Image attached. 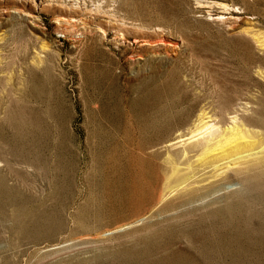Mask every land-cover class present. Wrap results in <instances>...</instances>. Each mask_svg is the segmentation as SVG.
I'll use <instances>...</instances> for the list:
<instances>
[{
    "label": "rangeland",
    "instance_id": "1",
    "mask_svg": "<svg viewBox=\"0 0 264 264\" xmlns=\"http://www.w3.org/2000/svg\"><path fill=\"white\" fill-rule=\"evenodd\" d=\"M240 129L264 0H0V264H264L262 169L183 191Z\"/></svg>",
    "mask_w": 264,
    "mask_h": 264
},
{
    "label": "bare ground",
    "instance_id": "2",
    "mask_svg": "<svg viewBox=\"0 0 264 264\" xmlns=\"http://www.w3.org/2000/svg\"><path fill=\"white\" fill-rule=\"evenodd\" d=\"M250 105V104H249ZM244 109V108H243ZM247 110V109H246ZM236 111V110H235ZM249 111V110H248ZM234 112V111H233ZM205 113V112H204ZM238 113V112H237ZM244 113V112H242ZM202 114V113H200ZM206 114V113H205ZM228 114V113H227ZM203 115V114H202ZM200 116V115H198ZM206 116V115H205ZM204 117V116H203ZM208 117V116H207ZM237 117V116H236ZM235 119V118H234ZM233 119V120H234ZM205 120V119H204ZM203 120V121H204ZM210 120V119H209ZM228 120V119H227ZM246 120V118L244 119ZM243 120V121H244ZM232 121V118H231ZM235 121V120H234ZM237 121V120H236ZM242 121V120H241ZM222 122V121H221ZM197 123V122H196ZM207 123V122H206ZM205 121H200L201 127L206 125ZM226 123V122H224ZM217 124V123H216ZM194 125V124H193ZM213 126V125H212ZM235 126V125H234ZM194 127V126H193ZM198 127V126H197ZM214 127V126H213ZM211 128V127H208ZM206 128V129H208ZM192 129V128H191ZM194 129V128H193ZM202 130V131H203ZM238 130V129H237ZM241 130V129H240ZM252 130V129H251ZM188 131V130H187ZM190 131V130H189ZM200 131V130H199ZM210 131V130H209ZM212 131V130H211ZM232 131V130H231ZM198 132V130H197ZM190 133V132H189ZM254 133V132H253ZM195 134V133H194ZM190 134V135H194ZM204 134V133H203ZM212 135L213 132H212ZM211 135V136H212ZM252 132L251 131H245L241 130L238 131L237 134H230L229 136L226 135L225 130L224 133L221 135H218L215 138V141L213 143H200L198 145L199 148H203L202 151L203 154H201V160L204 162L203 169L211 168V170L205 174H203V177L198 182H192L191 185H189V189L185 188L183 191L192 190V191H199L204 190L212 187V190L216 192H220L219 190L224 187V189H231L234 185H240L241 188H239V191L241 192L245 184H247L246 176L240 179V183H232L228 184L226 186L221 185L222 182L226 181L228 179V176L230 174H233L235 176H242L246 172L250 171L251 169H262L264 172V142L259 143L258 146H255L251 139ZM254 135V134H253ZM189 136V135H188ZM186 136V137H188ZM201 136V135H200ZM204 136V135H203ZM185 137V138H186ZM192 137V136H190ZM263 137V136H262ZM196 138V137H194ZM201 138V137H200ZM255 138V137H253ZM259 138V137H258ZM182 139V138H181ZM184 139V138H183ZM193 139V138H192ZM190 139V140H192ZM198 139V138H197ZM247 139V140H246ZM263 139V138H262ZM200 140V139H199ZM214 140V139H213ZM181 140L174 139L172 140V145H176ZM187 142V141H186ZM197 142V141H196ZM181 143V142H180ZM170 144V145H171ZM179 145V144H178ZM169 146V144L167 145ZM173 147V146H172ZM205 147V148H204ZM197 149V148H196ZM195 149V150H196ZM217 152V153H215ZM195 153V152H194ZM199 155V154H198ZM191 157V156H190ZM194 158V156H193ZM192 159V158H191ZM192 166V165H191ZM190 168V167H189ZM195 168V167H194ZM199 168V167H198ZM201 169V168H200ZM191 170V169H190ZM194 170V169H193ZM196 170V169H195ZM261 170V173H262ZM192 171V170H191ZM197 171V170H196ZM192 173V172H189ZM200 174V173H199ZM198 174V175H199ZM260 174V173H259ZM186 175V174H185ZM194 175V174H193ZM201 175V174H200ZM264 175V174H263ZM194 177V176H193ZM202 177V175H201ZM189 178V177H188ZM191 178V177H190ZM195 178V177H194ZM198 178V177H196ZM255 178V176L253 177ZM264 178V177H263ZM187 180V178L185 179ZM189 180V179H188ZM183 181V180H182ZM193 181V179H191ZM258 181V180H257ZM262 181V180H261ZM262 183V182H261ZM217 184H220L219 187ZM252 184V183H251ZM260 183H257V185ZM186 185V184H185ZM217 186L218 188L214 187ZM264 185V184H263ZM183 186V185H182ZM186 187V186H185ZM255 187V186H254ZM235 188H233L234 190ZM238 189V188H237ZM236 189V191H237ZM205 190V191H207ZM251 190V189H250ZM191 191V192H192ZM245 191V190H244ZM243 191V192H244ZM238 192V194L240 193ZM242 192V193H243ZM188 193V192H187ZM211 193V192H210ZM193 194V193H192ZM234 194V193H233ZM202 195V194H201ZM241 195V194H240ZM205 196V195H204ZM239 196V195H238ZM242 196V195H241ZM184 197V196H183ZM195 197V196H194ZM209 197V196H208ZM207 198V196L205 197ZM225 198V197H224ZM202 199V198H201ZM188 200V199H187ZM204 200V199H203ZM200 201V200H199ZM192 202V201H191ZM216 202V201H215Z\"/></svg>",
    "mask_w": 264,
    "mask_h": 264
}]
</instances>
